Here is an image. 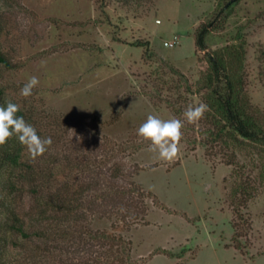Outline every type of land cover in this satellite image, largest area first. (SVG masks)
Here are the masks:
<instances>
[{
	"label": "rangeland",
	"instance_id": "1",
	"mask_svg": "<svg viewBox=\"0 0 264 264\" xmlns=\"http://www.w3.org/2000/svg\"><path fill=\"white\" fill-rule=\"evenodd\" d=\"M221 3L0 0V53L12 66H0L1 99H14L52 139L42 156L28 154L31 167L55 168L38 176L46 190L32 195L24 168L0 164V198L26 223L32 199H78L64 220L78 232L60 242L66 256L32 237V247L52 252L46 264H264V164L213 140L206 111L193 123L183 117L205 104L194 32L212 20L206 47L242 43V93L264 122V0H238L216 15ZM173 36L178 43L163 47ZM32 76L38 85L20 96ZM148 115L183 121L175 161L159 160L138 138ZM240 184L247 196L234 195ZM4 219L0 206L1 264L28 263Z\"/></svg>",
	"mask_w": 264,
	"mask_h": 264
},
{
	"label": "trees",
	"instance_id": "2",
	"mask_svg": "<svg viewBox=\"0 0 264 264\" xmlns=\"http://www.w3.org/2000/svg\"><path fill=\"white\" fill-rule=\"evenodd\" d=\"M237 1L222 0V8L216 15L230 9ZM212 22L211 20L206 24H202L195 30L194 46L196 52L202 53V57L199 59L200 83L196 92L204 98V103L207 106L206 112L209 115L207 117L210 118L214 129L213 140L220 142L223 139L222 144L228 142L236 149L247 150L246 152L249 154H251L250 151L254 152L264 164V122L249 111L242 93L241 71L244 60L242 43H232L214 51L208 50L205 39L212 31ZM0 66L7 71L12 68L2 53H0ZM3 91L0 88V105H4L6 101L16 103L14 99H1ZM17 115L24 118L21 109ZM26 122L30 123V119L28 118ZM30 124L32 125V121ZM30 162L26 149L19 144L15 137L10 138L4 145H0V164L6 165L12 172L24 168L22 170L24 172L23 177L27 179L29 188H32V195H36L42 190H46V185L38 182V180L44 179L48 173L53 176L52 171L55 168L43 162L42 164H47L49 167L38 172L36 167H31ZM62 173L60 171L56 175L59 180ZM39 175L42 178L37 179ZM15 184L7 181L6 188H11ZM237 186L234 195L242 193L248 195L245 185L240 184ZM64 197L66 195L58 194L56 197L49 199H46L45 195L41 200L32 199L36 207L31 210L30 216L32 217L29 218L27 223L24 221L20 210H17L12 203L7 204L0 198L1 209L5 213L4 222L6 224L4 229L23 242L22 248L24 246L25 250L23 251L27 252L26 256L28 257H26V262H28L26 264H46L52 257V252L49 249L42 250L39 247H32V237H35L41 244L56 242L58 244L55 249L56 252L58 251L57 256H66V251L61 247L60 242L78 239L76 225L64 221L78 199L75 197H67L68 199H66ZM48 213L51 214V218L46 216ZM58 214L64 216L60 217ZM72 225L74 226L72 227ZM102 237L105 238V233L102 234ZM55 250L52 251L55 252ZM126 253L128 258L129 252L126 251Z\"/></svg>",
	"mask_w": 264,
	"mask_h": 264
},
{
	"label": "clouds",
	"instance_id": "3",
	"mask_svg": "<svg viewBox=\"0 0 264 264\" xmlns=\"http://www.w3.org/2000/svg\"><path fill=\"white\" fill-rule=\"evenodd\" d=\"M38 83L37 77H30L20 89L19 95L29 97ZM206 108L207 106L203 103L187 107L183 113L184 120L188 123L198 121L203 117ZM19 111L20 105L11 101L0 105V145H4L10 138L15 137L29 156L35 159L47 151L52 139L51 137L42 138L33 125L17 115ZM183 126V121L178 118L164 120L156 115H148L137 129V136L147 143V150L155 153L159 160L172 162L177 159L180 152Z\"/></svg>",
	"mask_w": 264,
	"mask_h": 264
},
{
	"label": "built area",
	"instance_id": "4",
	"mask_svg": "<svg viewBox=\"0 0 264 264\" xmlns=\"http://www.w3.org/2000/svg\"><path fill=\"white\" fill-rule=\"evenodd\" d=\"M178 43V37L173 36L171 40L164 41L163 47L165 48H173Z\"/></svg>",
	"mask_w": 264,
	"mask_h": 264
}]
</instances>
